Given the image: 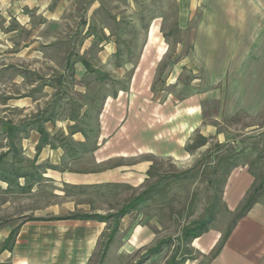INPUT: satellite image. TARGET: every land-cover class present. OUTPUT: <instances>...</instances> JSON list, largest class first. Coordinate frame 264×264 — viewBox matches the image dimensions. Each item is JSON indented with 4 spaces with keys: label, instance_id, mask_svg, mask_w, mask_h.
Wrapping results in <instances>:
<instances>
[{
    "label": "crops",
    "instance_id": "0c3cea01",
    "mask_svg": "<svg viewBox=\"0 0 264 264\" xmlns=\"http://www.w3.org/2000/svg\"><path fill=\"white\" fill-rule=\"evenodd\" d=\"M189 1L180 27L192 28L193 55H159L164 46L155 16L132 68L126 62L116 68L123 75L130 70L129 79L105 94L96 131L74 134L78 142L88 141L87 148L74 158L61 148H43L38 163L43 178L25 192L8 190L0 180L3 192L10 194L0 208L10 209L17 220L0 226V264H90L108 223L51 217L76 211L106 214L112 208L92 207L91 193L114 186L141 189L159 160L189 164L198 135L234 143L230 133L237 124L228 121L233 117L242 115L251 130L259 127L264 116V0ZM98 6L95 0L89 11ZM198 12L201 18L191 24ZM78 71L85 73L82 66ZM254 183L247 162L231 169L222 200L236 221L228 230L212 225L194 238L184 264H264V202L257 200L238 217ZM134 216L132 211L122 218L111 249L120 239L118 252L156 243V232ZM15 228L12 247L2 249Z\"/></svg>",
    "mask_w": 264,
    "mask_h": 264
},
{
    "label": "rangeland",
    "instance_id": "374dc122",
    "mask_svg": "<svg viewBox=\"0 0 264 264\" xmlns=\"http://www.w3.org/2000/svg\"><path fill=\"white\" fill-rule=\"evenodd\" d=\"M94 1L0 0V125L2 120H10L28 127L17 140L26 168L30 169L34 161L41 162L43 148H61L72 158L87 148L88 141L78 142L74 134L88 136L96 131V114L105 94L129 79L130 70L123 75L116 68H123L124 62L132 68L147 44L149 24L155 16L164 46L159 55L194 53L192 28L180 27L185 21L182 10L189 0H97L100 6L91 13ZM200 18V12L195 13L190 23ZM81 66L84 74L78 71ZM228 121L229 126L237 124L230 133L234 143L198 135L191 144L194 156L189 164L159 160L141 189L114 186L96 196L91 193V206L112 208L108 214L161 179V190L133 213L156 232L157 241L171 237L172 243L142 264H168L173 254L185 253L189 244L182 238V230L200 219L214 201L221 181L213 169L221 167L225 158L250 164L257 200L264 202V116L259 127L252 130L242 115ZM39 125L48 131L49 141L40 151ZM7 144L0 130V152L6 151ZM193 167V171L184 173ZM9 195L0 186V203L8 202ZM0 220V226L5 227L16 219L10 209L0 208ZM235 221V214L222 206L212 225L228 230ZM120 244L121 239L112 249L110 245L101 264H135L151 247L118 252ZM90 264H100L99 244Z\"/></svg>",
    "mask_w": 264,
    "mask_h": 264
},
{
    "label": "trees",
    "instance_id": "16d2710c",
    "mask_svg": "<svg viewBox=\"0 0 264 264\" xmlns=\"http://www.w3.org/2000/svg\"><path fill=\"white\" fill-rule=\"evenodd\" d=\"M1 133L4 135L7 140V149L6 151L0 152V180L7 182L9 187L8 190H14L18 192H25L30 190V188L38 181L42 180L43 176L40 171L41 165L33 162L31 168H26L23 164L26 161V158L23 156L22 151L17 143L20 135L26 134L28 132V127L25 124H15L10 120H2L0 125ZM37 130L41 134V139L38 145V150L40 151L48 141V131L41 125L37 127ZM237 161L233 157H227L224 159V162L221 163V167L214 168L213 173L218 176V181H221V186L217 189L214 195V201L206 208L203 216L194 220L191 223H188L182 230V238L184 241L189 244L194 238L201 235L203 232L207 231L215 220L218 208L224 206L222 200V193L225 180L231 169L237 165ZM53 167H56L53 165ZM195 167L189 169L186 172L193 171ZM152 170V167H151ZM149 171V178L152 177V171ZM148 178V179H149ZM23 179L25 183L20 185L19 181ZM161 179L153 183H149L141 192L132 196L118 211L108 214H99V213H84V212H71L67 215L54 216L51 219H96L99 221H105L108 224L111 222V225H107V228L102 233L99 246H100V264L104 261L107 251L116 237V234L119 231L120 220L126 214L132 212L139 208L140 205L148 202L149 199H152L156 192L160 191ZM257 192L258 188L253 187V189L248 193L243 204L239 210V216L243 215L249 210V208L257 201ZM191 210V213H193ZM17 228L13 229L7 239L2 245V249L12 246L17 235ZM172 243L171 237L160 238L155 245H152L148 248L142 257L135 264H142L149 257L160 253L164 250L166 246ZM9 245V246H8ZM185 253L178 255L175 253L170 258L168 264H184L187 258L190 257L191 250L185 248Z\"/></svg>",
    "mask_w": 264,
    "mask_h": 264
}]
</instances>
